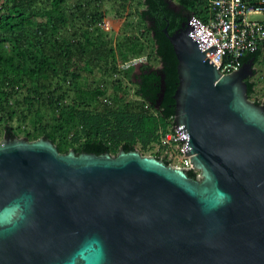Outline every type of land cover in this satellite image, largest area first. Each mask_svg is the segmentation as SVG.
<instances>
[{"label": "water", "instance_id": "water-1", "mask_svg": "<svg viewBox=\"0 0 264 264\" xmlns=\"http://www.w3.org/2000/svg\"><path fill=\"white\" fill-rule=\"evenodd\" d=\"M202 26L192 14L164 28L178 57L174 125L200 176L138 149L61 152L6 133L0 264H264V104L246 81L255 61L222 73L207 54L221 43Z\"/></svg>", "mask_w": 264, "mask_h": 264}, {"label": "trees", "instance_id": "trees-1", "mask_svg": "<svg viewBox=\"0 0 264 264\" xmlns=\"http://www.w3.org/2000/svg\"><path fill=\"white\" fill-rule=\"evenodd\" d=\"M108 4L122 18L116 36ZM193 13L206 19L202 0H0V134L44 136L61 152L149 149L176 113L178 57L164 28L173 33ZM263 49L242 61L256 63ZM141 54L139 72L119 69ZM95 70L102 77L85 81ZM125 79L135 81V98ZM246 81L252 98L256 82Z\"/></svg>", "mask_w": 264, "mask_h": 264}, {"label": "built area", "instance_id": "built-area-1", "mask_svg": "<svg viewBox=\"0 0 264 264\" xmlns=\"http://www.w3.org/2000/svg\"><path fill=\"white\" fill-rule=\"evenodd\" d=\"M207 11L206 19L193 13L202 23L204 32L210 33L221 47L216 52L207 50L208 56L216 63L222 73L232 72L242 66V58L247 51L264 42V0H202ZM260 14L258 19L250 18ZM133 60L119 62V69L133 65ZM118 72H115V75ZM176 114L169 118L166 127L158 130V140L153 143L157 150L164 151L170 164L186 170H193L200 176V169L192 163L190 154L185 152L186 139L174 125Z\"/></svg>", "mask_w": 264, "mask_h": 264}, {"label": "rangeland", "instance_id": "rangeland-1", "mask_svg": "<svg viewBox=\"0 0 264 264\" xmlns=\"http://www.w3.org/2000/svg\"><path fill=\"white\" fill-rule=\"evenodd\" d=\"M71 1V0H70ZM106 17H105V22H106V25L108 27H111L114 29V31H111V35L112 36H116L118 35L119 33V30H120V27H121V23H122V18L121 17H116L114 15V11H113V8L111 6V4H108L106 6ZM261 15L260 14H252L250 15V18L252 19H258L260 18ZM128 60H133L134 61V64L135 65V69H134V72L136 70V65L138 62H144L147 60V56L144 54H141V55H136V56H130V58ZM122 61H125V60H122L120 59L119 62H122ZM153 61L155 64L159 65V62L156 61L154 58H153ZM130 66V65H129ZM128 66V67H129ZM254 73L252 75H249L248 77H251L252 80H254L256 82V85H255V91L252 95V98L253 100H258L260 103L264 102V49H263V52L259 58V60L254 63ZM120 76V74H116L115 75V78ZM102 77V72L100 70H95V72H93L90 77H88V79H86L85 81L88 82L89 81H92V80H99L100 78ZM114 75H109L106 77V80L108 82H111L113 79ZM125 82L126 84H128V90H129V93H127L128 97L129 98H135L136 97V94H135V81H130L129 79H125ZM5 134L6 132H1L0 134V141H2L5 137ZM21 137H24L23 134L20 135ZM142 154H145V155H155L156 153H160L161 155H165L164 154V151H161V150H157L154 146H151L149 149L147 150H140L138 149ZM156 156V155H155Z\"/></svg>", "mask_w": 264, "mask_h": 264}, {"label": "clouds", "instance_id": "clouds-1", "mask_svg": "<svg viewBox=\"0 0 264 264\" xmlns=\"http://www.w3.org/2000/svg\"><path fill=\"white\" fill-rule=\"evenodd\" d=\"M6 223H11V220L9 219H0V224H6Z\"/></svg>", "mask_w": 264, "mask_h": 264}]
</instances>
